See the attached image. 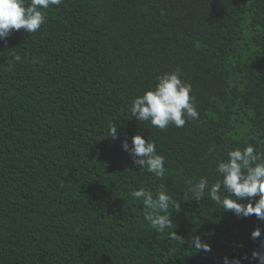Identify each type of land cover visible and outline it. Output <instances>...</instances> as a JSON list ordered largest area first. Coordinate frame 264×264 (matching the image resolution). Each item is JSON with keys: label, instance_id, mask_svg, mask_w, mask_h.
I'll return each mask as SVG.
<instances>
[{"label": "trees", "instance_id": "trees-1", "mask_svg": "<svg viewBox=\"0 0 264 264\" xmlns=\"http://www.w3.org/2000/svg\"><path fill=\"white\" fill-rule=\"evenodd\" d=\"M177 68L199 118L137 121L134 98ZM137 133L157 142L162 179L123 150ZM248 144L264 153V0H61L0 41V264H259L264 221L187 184L214 183L217 159ZM140 187L169 193L172 229L144 219Z\"/></svg>", "mask_w": 264, "mask_h": 264}, {"label": "clouds", "instance_id": "clouds-1", "mask_svg": "<svg viewBox=\"0 0 264 264\" xmlns=\"http://www.w3.org/2000/svg\"><path fill=\"white\" fill-rule=\"evenodd\" d=\"M60 3L61 0H0V41H6L11 32L21 29L31 34L37 32L46 22V10ZM15 60L21 62L22 57L16 55ZM191 92V84L181 78V70L177 68L159 75L154 88L134 98L130 111L137 121L150 122L161 130L167 129L169 125L182 128L186 122L199 118L195 97L190 95ZM109 137L119 139L116 124L109 125ZM122 148L133 157L135 165L142 166L141 170L146 169L157 178L165 176V157L158 153L156 141L146 140L137 133L132 137L131 146L124 140ZM213 150L210 148L209 154ZM227 157L226 160L217 159L216 172L219 178L214 183L209 184L208 178L203 176L199 180L189 179L188 191L194 200L208 197L239 218L255 214L264 221V153L248 144L243 149L236 147L230 150ZM131 195L142 199L146 210L144 219L153 229L157 232L172 229L173 220L169 214L172 197L168 192L161 189L154 196L151 190L140 187ZM256 197L258 199H254ZM261 234L262 229L256 228L251 238L258 239ZM170 239L179 245L188 243L196 251L211 250L198 235L185 240L173 229ZM259 247L261 250L253 251L252 260L264 264V241ZM224 264H241V260L238 257L231 260L225 257Z\"/></svg>", "mask_w": 264, "mask_h": 264}]
</instances>
